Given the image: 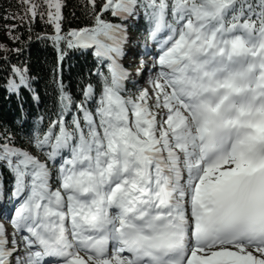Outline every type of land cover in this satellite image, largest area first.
Returning a JSON list of instances; mask_svg holds the SVG:
<instances>
[{
  "label": "snow or ice",
  "instance_id": "1",
  "mask_svg": "<svg viewBox=\"0 0 264 264\" xmlns=\"http://www.w3.org/2000/svg\"><path fill=\"white\" fill-rule=\"evenodd\" d=\"M16 4L13 43L37 20L54 29L37 39L57 54L55 96L28 125L34 77L0 44L21 111L0 126V264H264V0H81L87 22L67 31L64 0ZM69 50L94 61L75 94Z\"/></svg>",
  "mask_w": 264,
  "mask_h": 264
},
{
  "label": "trees",
  "instance_id": "2",
  "mask_svg": "<svg viewBox=\"0 0 264 264\" xmlns=\"http://www.w3.org/2000/svg\"><path fill=\"white\" fill-rule=\"evenodd\" d=\"M64 3L65 7L62 10L66 17L63 24L64 31L69 28L83 27L87 21L80 7L81 0H64ZM6 10L13 12L19 10L16 0H0V44L7 45L8 48L22 49L19 56L15 53L8 54L10 62L17 66L28 67L30 74L34 77L33 88L40 97V101L37 104L32 101L28 92L23 93L24 114L50 111L53 108L55 96V85L51 83V70L56 65L57 54L51 46V41L37 39V36L54 35V29L51 25L37 20L31 25V33H29L27 26L18 27L15 34L20 36V41L13 43L6 35L7 29L3 27L6 22L2 19V16ZM7 23L11 24L13 21L9 20ZM15 23L18 24L19 21H15ZM93 63L91 55H80L72 59L65 57L63 62L64 82L68 84L74 94L76 93L79 74L86 72ZM7 75V66L0 68V126L8 125L15 130V121L21 118V111L16 97L9 95L3 88ZM0 173H2L0 174V180H3V182L11 179L6 169L0 170Z\"/></svg>",
  "mask_w": 264,
  "mask_h": 264
}]
</instances>
